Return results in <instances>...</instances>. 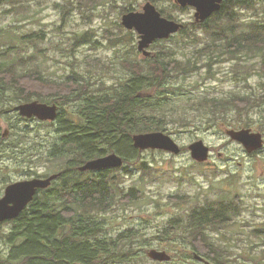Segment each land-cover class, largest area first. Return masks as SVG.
<instances>
[{
  "label": "rangeland",
  "instance_id": "1",
  "mask_svg": "<svg viewBox=\"0 0 264 264\" xmlns=\"http://www.w3.org/2000/svg\"><path fill=\"white\" fill-rule=\"evenodd\" d=\"M148 1L163 11L164 16L171 14L172 17H167L183 22L188 29L185 34L179 32L156 41L149 48L152 53L165 46L174 48L176 56L183 58L193 55L197 48L206 47L212 40L204 26L194 25L197 23L195 8L176 7L174 0H101L91 7L80 4L81 0H0V48H4L3 45L12 36L19 39L21 34L34 32L38 36L35 43H23V51L35 54L34 64L41 67L45 76L62 80L76 70L88 77L93 70L110 85L126 76L119 58H145L138 50L139 34L122 25V15L124 8L139 11ZM237 2L233 0L228 7L235 12L239 30L248 29L249 24L257 21V14L264 16V0H244L246 6L243 8L235 7ZM86 33L89 41L80 43ZM210 55L195 56L194 59L202 65L200 70L185 79L178 77L166 90L169 102L165 109L175 119L168 124L170 129L166 133L181 145V153L144 150L140 157L125 164L127 169L121 167L110 172L111 176L116 175L122 188L128 190L135 186L142 193L139 201L116 204L112 210L99 216L104 223V234L109 236L117 237L128 229L140 232L137 244L134 243L136 247L145 243L139 249V255L145 258L138 257L121 264H197L190 258L188 250L182 257L166 262L152 260L147 251L157 248L172 254L169 242L161 240L165 225L173 217L186 215L197 205L225 196L242 203L241 213L230 225L211 232L214 240L228 249L226 264H264V147L258 152H247L241 143L230 138L226 127L218 125L216 120L208 122L196 114L195 118H191V114L197 111L190 103L233 93L261 96L264 93V67L261 64L264 56L242 60L218 56L209 72L207 64L211 60ZM16 57L17 53L12 52L10 59ZM96 58L105 64L114 62L111 73H107V67L102 68V63ZM2 61H5L4 56H0V63ZM239 63L247 66L242 69L243 73L239 71ZM52 90L51 87H40L44 94H51ZM64 106L67 114L72 107ZM250 113V117L245 119L251 124L250 128L264 132L261 130L264 128V102ZM186 116L188 119H185ZM11 117L16 115L11 113ZM17 123H20V132L12 135V141L19 144L20 152L14 159L7 157L0 160V192L11 181L30 178L34 174L49 176L59 170L56 163L47 159L53 143L58 139L57 120L42 123L35 119H22ZM198 139H203L212 150L210 158L203 163L196 162L188 148ZM35 142L37 148L33 147ZM91 175L79 176L85 178ZM55 187L54 184L52 190ZM179 196L186 199L182 200ZM13 227L14 223L10 222L0 224V259L10 255L12 243H8L7 238ZM181 247L179 245L178 249Z\"/></svg>",
  "mask_w": 264,
  "mask_h": 264
},
{
  "label": "trees",
  "instance_id": "2",
  "mask_svg": "<svg viewBox=\"0 0 264 264\" xmlns=\"http://www.w3.org/2000/svg\"><path fill=\"white\" fill-rule=\"evenodd\" d=\"M100 1L81 0L80 4L91 7ZM243 1L234 6L245 7ZM229 4L226 1L220 11L201 24L212 39L206 47H196L193 55L183 58L176 56L174 48L165 46L143 60L119 58L126 76L110 85L93 70L88 77L76 70L62 80L45 76L41 67L34 64L35 54L23 51V43H35L38 36L34 32L21 34L19 39L12 36L4 48H0V56L5 57L0 63V93H14L23 102L39 99L59 106L58 139L47 159L56 163L57 172L62 173L54 183L56 187L40 195L35 202L37 207L32 212L26 210L20 224L8 234L7 242L12 243L10 255L0 259V264H121L138 257L145 258L139 255V249L145 243L139 247L135 245L139 231L128 229L117 237L109 236L104 234V223L99 219L116 204L139 201L141 190L135 186L128 190L122 188L116 175H110L116 169L81 172L78 167L111 152L122 155L125 163L131 162L142 153L133 144V134L168 132V124L175 119L165 109L169 102L166 90L178 77L185 79L200 70L202 65L194 59L195 56L211 54L207 64L209 72L218 56L241 60L264 56V16L257 14V21L249 24V30H239L235 12L228 7ZM187 30L185 24L180 32L185 34ZM89 39L86 33L80 43ZM12 52L17 53V57L10 59ZM95 60L102 63V68L107 67V73L114 69L111 66L114 62L105 64L100 58ZM261 64L264 67V59ZM238 67L242 73L247 68L241 63ZM40 87H51L52 93L44 94ZM3 102H6L5 98H0V109ZM262 102L264 93L261 96L233 93L205 97L190 102L197 111L191 114V118L196 114L208 122L216 120L224 127H250L245 119ZM64 105L72 107L67 114ZM36 145L35 142L33 147L37 148ZM87 173L92 175L82 178ZM179 197L186 199L185 196ZM241 211L242 203L226 196L197 205L186 215L173 217L163 228L161 240L169 242L167 246L172 250L173 258L182 257L188 250L190 258L197 264H226L228 249L216 242L211 232L230 225ZM195 253L208 263L196 260Z\"/></svg>",
  "mask_w": 264,
  "mask_h": 264
},
{
  "label": "water",
  "instance_id": "3",
  "mask_svg": "<svg viewBox=\"0 0 264 264\" xmlns=\"http://www.w3.org/2000/svg\"><path fill=\"white\" fill-rule=\"evenodd\" d=\"M181 7L192 6L195 8V19L202 23L210 18L222 7L224 0H174ZM122 25L135 30L140 38L138 50L148 57L152 55L150 46L159 39H167L184 28V24L175 19L164 16L151 1L146 2L142 10H130L122 15ZM23 116H37L41 120L54 121L58 117L59 107L56 103L48 104L38 100L24 102L17 107ZM226 133L231 139L241 143L249 153L259 151L264 147V136L260 131L252 128H226ZM133 144L141 151L163 150L173 154H180L181 145L164 131L138 132L132 136ZM192 158L199 163L206 162L211 155V147L203 139H198L189 145ZM125 165L122 155L111 152L88 160L78 167L81 172L98 171L104 169L121 168ZM62 173L55 172L47 177L21 180L8 186L6 194L0 199V221L17 217L25 207L34 199L39 188H48L53 180ZM149 258L159 262L171 261V253L164 249L152 248L147 251ZM194 258L208 263L204 257L195 253Z\"/></svg>",
  "mask_w": 264,
  "mask_h": 264
},
{
  "label": "flooded vegetation",
  "instance_id": "4",
  "mask_svg": "<svg viewBox=\"0 0 264 264\" xmlns=\"http://www.w3.org/2000/svg\"><path fill=\"white\" fill-rule=\"evenodd\" d=\"M225 1H229L230 3L233 2V0H225ZM236 0H234L235 2ZM239 1V0H237ZM245 1H249V0H245ZM224 4V3H223ZM0 98H5L6 102H3L2 104L4 105L1 109H0V160L5 159L7 157L10 158H16V153H19L20 150L19 149V144L16 141H12V135L16 132H20V128L21 126L17 123V120H38L39 122H47V123H52L54 121H49V120H41L39 119L37 116H33V117H25L22 116L19 109L17 108L20 104H22V100L21 98H19L16 94L14 93H0ZM38 100L40 102H44L41 101L39 99H33V101ZM48 104H52L53 102H45ZM11 113L13 115H16L15 118L11 117ZM18 158V156H17ZM35 175V174H34ZM33 177L30 178H26V179H19L16 181H11L9 183H7V185L4 187L3 191L0 192V199L3 198L6 194V190L8 188L9 185L16 183L18 181L21 180H27V179H33V178H37V177H47V176H40V175H35ZM55 181L54 180L52 182V185L48 188H39L35 194L34 199L25 207V209L15 218L13 219H7L4 221H0V224L3 223H14V227H16L17 225L20 224V220L22 219V215L24 212H26V210H30L31 212L34 210V208L37 207L36 203H37V198L42 195L44 192L46 191H51L52 186L54 185ZM36 202V203H35Z\"/></svg>",
  "mask_w": 264,
  "mask_h": 264
}]
</instances>
